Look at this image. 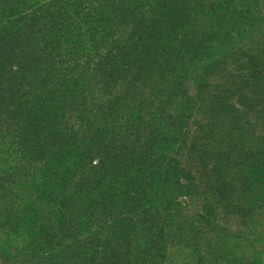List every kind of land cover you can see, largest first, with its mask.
<instances>
[{
  "label": "trees",
  "instance_id": "1",
  "mask_svg": "<svg viewBox=\"0 0 264 264\" xmlns=\"http://www.w3.org/2000/svg\"><path fill=\"white\" fill-rule=\"evenodd\" d=\"M263 5L0 0V254L164 264L172 239L196 264H264ZM214 28L233 44L227 67ZM241 36L250 43L236 47ZM219 64L224 83L211 85ZM190 197L203 206L186 230L176 221Z\"/></svg>",
  "mask_w": 264,
  "mask_h": 264
},
{
  "label": "rangeland",
  "instance_id": "2",
  "mask_svg": "<svg viewBox=\"0 0 264 264\" xmlns=\"http://www.w3.org/2000/svg\"><path fill=\"white\" fill-rule=\"evenodd\" d=\"M261 10H262L261 12L264 13V5L262 6ZM199 28H200V31L202 32L201 34H203L205 31L208 30L207 26H204V27L199 26ZM214 32H215V34L212 33V37H211L212 41L211 42L214 44V46L216 48V55H217L216 56V60H217V62L219 60V63L221 61H224L225 65L227 67V66H229V62L226 61L227 60V53L233 48V44H229V41L224 38V35L222 34V31L217 30V29L214 28ZM218 35H221L220 39H219ZM198 38L200 39V36ZM252 40H254V42H257V40H258L257 36H254V38H252ZM242 41H244V43H247V44L250 43V41L248 39H246L245 36H241V37H238V41L234 45L236 47H240ZM214 65L209 68V75L207 76V81L211 85H213V84L222 85L224 83V79L219 80L217 78V75H220V77H221L220 64H219V67L217 69H216V66H214ZM221 69H222V67H221ZM184 86H185V88L188 89V91H190V94L193 97L197 95V92L195 90V83L193 81H188L187 83L184 84ZM219 90L220 89L218 87H216V91H219ZM214 91H212L211 94H213ZM69 115H71L70 126H72V124H73V125L76 126V128L80 129L81 121H80L79 114L77 112H71V113H69ZM23 162H25V161H23ZM23 162L21 160L18 165L22 166ZM22 169L28 170L29 174L28 173H24L23 176H21V175L19 176V177H21L20 180L22 181V182H20V184H25L26 187L30 189L29 183L32 182V178H33L32 177L33 166L32 165L31 166H27V163H26V164L23 165ZM24 176H26V177H24ZM25 193H27V190H26ZM30 200H31V198L29 196L27 197L26 201L25 200H21V202L23 203V208H21L19 210L22 211L24 209V206L26 207V205L28 204L27 201H30ZM6 201H10V200L6 199ZM181 202L186 207L181 208V212L182 213H180V216H182L183 219L180 220V221L177 220L176 221V225L178 223H181L186 230H190L191 229L190 224L192 222L191 218L192 217L194 218L195 214L198 211L201 210V207L203 206L202 205V201L190 197V198H182ZM2 209L3 208H0V212H3ZM176 217H177V219L179 218V213L176 215ZM226 219H227V217H226ZM165 220L166 219L164 217H162V222L165 221ZM236 220L237 219L233 216L230 219V222H228V225L230 226L231 230L235 229V225L237 224ZM162 224L163 225H161V227L163 228V226L166 223H162ZM3 226H4V224L0 223V249L7 250L8 248L5 245V241H6L5 240V236L7 235V232H8V230L10 228L8 226L7 227L6 226L3 227ZM174 229H175V225L172 228V232L174 231ZM206 241H207V237H203L201 234H199L198 237H197L196 243L202 249H204V244L206 243ZM167 244H168L169 253L167 254V257H166V260H165L164 264H196V262L199 260V258H201V256L198 255L197 252L191 250V248L189 247L190 243H188V244H186V243L178 244L177 242H175L172 239H167ZM176 245H180L181 248L180 247H176ZM262 251H263V254H264V245L262 247ZM14 253L15 252H13L11 257H7L8 255H6L4 253H1L0 254V264H7V263L8 264H15L16 258L14 259V255H15ZM5 256L7 257V261H6V257ZM202 257L205 258V259L209 258V257H207L204 254H202ZM207 261H209V260H207Z\"/></svg>",
  "mask_w": 264,
  "mask_h": 264
},
{
  "label": "crops",
  "instance_id": "3",
  "mask_svg": "<svg viewBox=\"0 0 264 264\" xmlns=\"http://www.w3.org/2000/svg\"><path fill=\"white\" fill-rule=\"evenodd\" d=\"M262 258H263V260H264V254L262 255Z\"/></svg>",
  "mask_w": 264,
  "mask_h": 264
}]
</instances>
